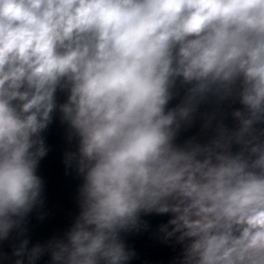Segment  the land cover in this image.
I'll return each instance as SVG.
<instances>
[{"label":"clouds","instance_id":"1","mask_svg":"<svg viewBox=\"0 0 264 264\" xmlns=\"http://www.w3.org/2000/svg\"><path fill=\"white\" fill-rule=\"evenodd\" d=\"M57 111L79 214L13 264H130L151 214L174 264H264V0H0V241L45 205Z\"/></svg>","mask_w":264,"mask_h":264}]
</instances>
